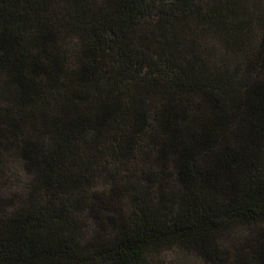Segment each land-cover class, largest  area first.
Returning <instances> with one entry per match:
<instances>
[{
  "label": "trees",
  "instance_id": "trees-1",
  "mask_svg": "<svg viewBox=\"0 0 264 264\" xmlns=\"http://www.w3.org/2000/svg\"><path fill=\"white\" fill-rule=\"evenodd\" d=\"M171 249L264 264L263 0H0V264Z\"/></svg>",
  "mask_w": 264,
  "mask_h": 264
},
{
  "label": "rangeland",
  "instance_id": "rangeland-1",
  "mask_svg": "<svg viewBox=\"0 0 264 264\" xmlns=\"http://www.w3.org/2000/svg\"><path fill=\"white\" fill-rule=\"evenodd\" d=\"M245 232L246 229L240 227L236 234L241 238ZM151 261L152 264H203L199 258L176 249L165 250L159 256L152 258Z\"/></svg>",
  "mask_w": 264,
  "mask_h": 264
}]
</instances>
